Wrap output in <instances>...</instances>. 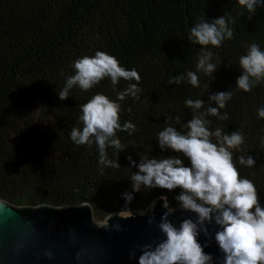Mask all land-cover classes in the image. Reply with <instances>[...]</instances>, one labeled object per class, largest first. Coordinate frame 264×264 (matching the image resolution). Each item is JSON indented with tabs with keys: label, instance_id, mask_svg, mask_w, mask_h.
Returning <instances> with one entry per match:
<instances>
[{
	"label": "trees",
	"instance_id": "16d2710c",
	"mask_svg": "<svg viewBox=\"0 0 264 264\" xmlns=\"http://www.w3.org/2000/svg\"><path fill=\"white\" fill-rule=\"evenodd\" d=\"M225 14L233 37L203 49L213 53L217 70L211 76L197 72L198 87L186 80L168 85L169 76L196 72L202 48L188 40L191 27ZM252 43L264 51V6L249 13L237 0H0V200L16 207L87 203L96 219L161 197L178 206L179 188L141 186L133 192L131 175L137 169L126 157L139 163L144 157L176 156L188 166L182 154L159 148L158 132L167 121L186 133L192 110L185 100L202 99L207 107L209 95L229 90L231 99L220 109L228 119L208 116L209 127L242 134L233 163L241 178L253 182L264 205V118L257 114L264 107V79L248 92L235 88L239 58ZM97 51L138 72V98L118 101L117 93L129 82L121 79L114 91L108 78L88 91L74 86L67 100L58 98L74 74L73 62ZM97 93L121 105V125H135L131 135L116 133L124 151L107 149L119 168L101 166L95 144L76 145L70 139L72 128L81 127L80 106ZM248 155L255 166L239 163L240 156ZM129 192L133 200L126 204L122 194Z\"/></svg>",
	"mask_w": 264,
	"mask_h": 264
},
{
	"label": "clouds",
	"instance_id": "9594fccd",
	"mask_svg": "<svg viewBox=\"0 0 264 264\" xmlns=\"http://www.w3.org/2000/svg\"><path fill=\"white\" fill-rule=\"evenodd\" d=\"M237 3L249 13H255L257 7L264 6V0H237ZM226 15L201 21L191 27L188 40L202 48L196 72L169 76L166 81L168 85L186 80L193 87H198L200 81L197 72L211 76L217 70V65L211 62L213 53L203 49L209 45L219 47L225 39L233 37ZM72 67L74 74L67 77L63 89L57 94L60 100H67L69 90L74 86L88 91L105 78L110 79L114 91L121 79L129 82L126 89L117 93L118 101L128 96L138 98L142 91L138 87L141 80L138 72L121 67L115 57L105 52L97 51L94 56L78 58ZM239 67L241 74L235 81V88L251 91L264 79V51L256 43L250 44L247 54L239 58ZM231 96L229 90L215 92L209 95L207 107L202 99H186V107L192 110L191 119L185 124L188 131L182 133L166 121L158 132L159 148L182 154L187 158L188 166L176 156L162 159L144 157L139 163L132 160L130 155L126 157L130 168L137 169L131 175L133 192H138L141 186L168 191L179 188L180 192L175 197L179 208L194 213L196 217L195 220L183 219L178 227L175 226L168 219L175 209L169 207L166 197H161L162 207L167 211L161 216L157 227L165 238L154 247L144 245L138 264H213V256L204 251L207 244L202 245L198 240L202 233L208 236L206 225L213 223L218 226L214 240L222 253L219 264H264V205L258 199L253 182L241 178L233 163V150L240 148L244 138L238 131L225 133L220 128L211 130V121L207 118L215 116L219 120H227L228 114L221 115L220 109L225 108ZM120 109L117 101L97 93L80 106L81 127H73L70 132V139L76 145L95 144L101 166L120 167L117 160L108 158L107 149L114 148L117 154L124 151L125 145L116 133L127 131L131 135L136 130L131 122L121 125ZM128 110L131 111L130 108ZM257 114L264 118V107L257 109ZM175 119L179 121L180 117ZM239 163L253 167L256 161L248 155L240 156ZM122 196L126 204L133 200L130 192ZM113 227L116 231L121 230L119 224ZM132 255L134 253H130V258Z\"/></svg>",
	"mask_w": 264,
	"mask_h": 264
},
{
	"label": "water",
	"instance_id": "95a60500",
	"mask_svg": "<svg viewBox=\"0 0 264 264\" xmlns=\"http://www.w3.org/2000/svg\"><path fill=\"white\" fill-rule=\"evenodd\" d=\"M158 198L153 207L142 214H112L98 223L89 204L65 207H16L0 200V264H138L144 245L153 247L165 237L157 227L167 210ZM168 219L179 226L181 220H195V214L179 206ZM151 220V223H149ZM119 224L120 231L113 227ZM199 242L219 264L222 253L214 240L218 226L206 225ZM130 253L134 255L130 258Z\"/></svg>",
	"mask_w": 264,
	"mask_h": 264
},
{
	"label": "rangeland",
	"instance_id": "374dc122",
	"mask_svg": "<svg viewBox=\"0 0 264 264\" xmlns=\"http://www.w3.org/2000/svg\"><path fill=\"white\" fill-rule=\"evenodd\" d=\"M157 199H155L154 201H152L149 205H146L145 207H137L136 209H133V208H128L127 206H124V207H122L123 209L122 210H116L115 212H112V213H106V215H103V214H99L98 216L100 217V219H96L95 217H94V219L98 222V223H100V224H103V223H105V221H106V219L109 217V216H111L112 214H121V215H123V216H129V215H131V212L132 211H135V212H137V213H139V214H142V213H144L145 211H147V210H149V209H151L152 207H153V204H154V202L156 201ZM167 203H168V205H169V202H168V200H167ZM179 206V205H178ZM169 207H170V205H169ZM131 211V212H130ZM92 212H93V216H94V211H93V209H92Z\"/></svg>",
	"mask_w": 264,
	"mask_h": 264
}]
</instances>
